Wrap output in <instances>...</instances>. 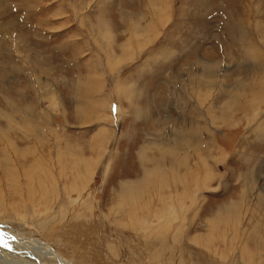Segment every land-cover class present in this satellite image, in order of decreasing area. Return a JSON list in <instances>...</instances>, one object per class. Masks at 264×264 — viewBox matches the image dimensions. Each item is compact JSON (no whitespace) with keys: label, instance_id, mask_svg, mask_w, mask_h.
I'll return each instance as SVG.
<instances>
[{"label":"rangeland","instance_id":"374dc122","mask_svg":"<svg viewBox=\"0 0 264 264\" xmlns=\"http://www.w3.org/2000/svg\"><path fill=\"white\" fill-rule=\"evenodd\" d=\"M0 139L22 244L264 264V0H0ZM22 244L0 264H54Z\"/></svg>","mask_w":264,"mask_h":264},{"label":"bare ground","instance_id":"6f19581e","mask_svg":"<svg viewBox=\"0 0 264 264\" xmlns=\"http://www.w3.org/2000/svg\"><path fill=\"white\" fill-rule=\"evenodd\" d=\"M185 135H187V134L185 133ZM2 137H4V135ZM2 137H1V139H2ZM189 137H190V135H189ZM7 140H8V138L6 139V141ZM4 147H5V143H4ZM126 188L127 187H124L123 188V190H122L123 191V194L126 193ZM10 232L11 233L3 234L0 231V240L5 241V242H8L9 245L11 244V246H14V247H17L18 246V245H16L17 243L22 244L24 241H26L25 239H23L21 237V235H19V234L16 235V233L14 231H10ZM22 245L24 247H30L32 249H35V250L39 251L42 256L48 258L49 260H52L54 262V264H72L71 262H69L68 260H66L62 256H60L46 241H38V240L33 239V240H31V242H26L25 244H22ZM157 259H159V257Z\"/></svg>","mask_w":264,"mask_h":264},{"label":"snow or ice","instance_id":"6c2138e0","mask_svg":"<svg viewBox=\"0 0 264 264\" xmlns=\"http://www.w3.org/2000/svg\"><path fill=\"white\" fill-rule=\"evenodd\" d=\"M4 246L6 247L7 245L5 244Z\"/></svg>","mask_w":264,"mask_h":264}]
</instances>
